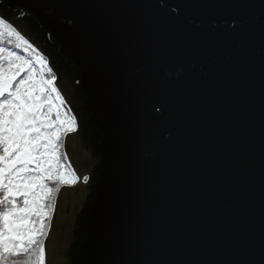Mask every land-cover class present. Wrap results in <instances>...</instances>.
Masks as SVG:
<instances>
[{
    "label": "water",
    "instance_id": "1",
    "mask_svg": "<svg viewBox=\"0 0 264 264\" xmlns=\"http://www.w3.org/2000/svg\"><path fill=\"white\" fill-rule=\"evenodd\" d=\"M3 5L78 122L46 264H264V0Z\"/></svg>",
    "mask_w": 264,
    "mask_h": 264
},
{
    "label": "snow or ice",
    "instance_id": "2",
    "mask_svg": "<svg viewBox=\"0 0 264 264\" xmlns=\"http://www.w3.org/2000/svg\"><path fill=\"white\" fill-rule=\"evenodd\" d=\"M57 79L49 60L0 15V264H46L57 194L81 179L62 151L78 122L62 109Z\"/></svg>",
    "mask_w": 264,
    "mask_h": 264
},
{
    "label": "trees",
    "instance_id": "3",
    "mask_svg": "<svg viewBox=\"0 0 264 264\" xmlns=\"http://www.w3.org/2000/svg\"><path fill=\"white\" fill-rule=\"evenodd\" d=\"M15 51H17L18 54H22V55H27L26 53H22L21 50H18V49H14ZM62 109L63 110H67L69 115H71L69 109L67 108V106H62ZM53 119H55V115L53 114ZM68 134H66L63 138H62V144H63V148H64V142H65V138ZM62 148V151L65 153L64 149ZM68 161V160H67ZM69 163V162H68ZM66 186H73V185H66ZM66 186H63L62 188L66 187ZM58 196V194H57Z\"/></svg>",
    "mask_w": 264,
    "mask_h": 264
},
{
    "label": "rangeland",
    "instance_id": "4",
    "mask_svg": "<svg viewBox=\"0 0 264 264\" xmlns=\"http://www.w3.org/2000/svg\"><path fill=\"white\" fill-rule=\"evenodd\" d=\"M73 186H75V185H73ZM63 188H61V190H62ZM52 221V220H51Z\"/></svg>",
    "mask_w": 264,
    "mask_h": 264
}]
</instances>
